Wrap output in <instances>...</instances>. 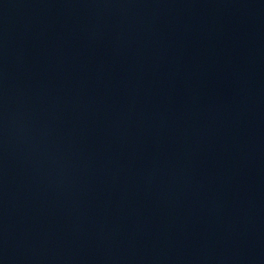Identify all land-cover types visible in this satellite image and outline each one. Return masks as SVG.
<instances>
[{"label": "water", "instance_id": "obj_1", "mask_svg": "<svg viewBox=\"0 0 264 264\" xmlns=\"http://www.w3.org/2000/svg\"><path fill=\"white\" fill-rule=\"evenodd\" d=\"M0 264H264V0H0Z\"/></svg>", "mask_w": 264, "mask_h": 264}]
</instances>
